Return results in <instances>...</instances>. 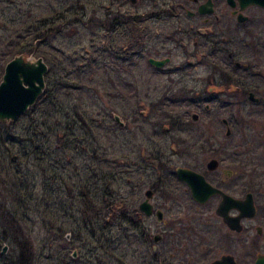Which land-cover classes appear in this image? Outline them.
Here are the masks:
<instances>
[{
    "label": "flooded vegetation",
    "instance_id": "af4514ba",
    "mask_svg": "<svg viewBox=\"0 0 264 264\" xmlns=\"http://www.w3.org/2000/svg\"><path fill=\"white\" fill-rule=\"evenodd\" d=\"M43 1L49 47L82 23L91 6L105 18L91 24L109 35L107 48L118 62L144 52L147 63L161 69L180 49L185 61L196 59L192 68L207 66L205 89L165 90L153 101L168 122L145 129L140 151L149 158L133 148L127 155L126 183L137 176L151 180L137 207L129 194L127 217L138 211L142 235L143 215L163 227L152 236L158 264H264V6L247 0ZM150 59L168 60L157 67ZM156 194L162 201L151 203ZM144 202L149 215L140 210ZM167 203L175 216L168 223Z\"/></svg>",
    "mask_w": 264,
    "mask_h": 264
},
{
    "label": "rangeland",
    "instance_id": "374dc122",
    "mask_svg": "<svg viewBox=\"0 0 264 264\" xmlns=\"http://www.w3.org/2000/svg\"><path fill=\"white\" fill-rule=\"evenodd\" d=\"M47 12L49 11L43 0H0V60L9 55L10 45L22 44L24 45L21 49L22 54L42 57L48 68L50 64L53 65V72L62 73L63 65L67 67L66 70H72L73 73H70L68 79L82 82L83 90L72 92L71 98L76 99L71 104L81 103L79 109H85L88 119L94 117L103 121V111L105 114L106 112L111 114V117L119 116L124 124L122 128L111 133L107 124L102 122L104 130L97 132L98 143L109 150L105 157L108 160H115L120 165L121 178L117 177L107 189L106 203H111L110 215L119 216L131 207L129 194H134L136 200L134 203L133 199V205L137 207L143 198L144 189L151 184L148 178L144 177V180H141L137 176L133 179V184L129 185L126 183L128 176L126 169L129 166L127 155L130 149L133 148L131 151L136 155L141 152L145 129L154 123L162 126L168 122L162 119L165 114L159 117V113L152 109L153 101L162 96L165 90L169 93L183 88L205 89L204 79L210 71L204 64L192 68L189 64L195 63L196 59L190 58L188 62L185 61L183 51L180 49L175 51L174 59L161 69L150 66L146 60L148 54L144 52L139 56L132 55L126 63L118 62L107 48L110 43L109 35L91 24L95 18L105 19L104 15L94 12L91 6L82 23L69 26L61 36L54 38L49 47L41 40L42 38L35 39V32L25 31L28 24L46 19L49 15ZM29 44L35 46V51H28ZM150 50L154 52V49ZM175 63H179V68L174 69ZM84 64L90 67H87L82 79L80 77L78 79L74 69ZM142 111L145 113L141 114ZM13 122L15 124H12ZM146 122L147 124L143 125ZM27 123V116H20L15 121L0 122V238L2 239L3 232L7 235V239L0 243V254L6 255L12 251L17 253L18 240L27 242L33 260L39 264H59V257L62 254L66 255L67 252V264H97V258L101 264H158L153 257V251L158 246L152 241V236L160 234L163 227L158 225L153 217L142 216L141 227L144 229V236L139 229L129 227L126 230L127 225L124 223L120 227L110 225L112 228L110 234L105 236L109 238L104 240L103 247L99 248L94 238L81 234V230L78 231L77 224L89 219L88 215L95 218L103 212L93 210L90 203L82 204V200L77 199L78 203L72 204L65 193L52 195L49 193L53 190L50 184L47 186L49 194L46 200L42 202L39 200L40 203L37 205V200L41 199L44 191L41 187L43 174L32 161L28 167L21 168L23 174L30 176L29 179L35 178L37 181L31 201L19 198L20 195L13 186L15 172L7 165L9 154L6 147L13 148L8 143L4 145L3 138L9 133H23ZM201 124L203 125V122ZM141 153H143L141 157L149 158L146 151ZM150 162L156 164L155 161ZM16 173L21 174L20 170ZM100 200L103 201V194ZM161 201L162 197L159 194L151 199V203ZM167 207L168 203L164 208L167 213L166 223L175 217L174 213L171 214L173 211ZM13 213H16L18 220L22 215L26 218L25 222L19 223L18 230L13 229L11 222ZM115 238H121L124 243L117 245ZM61 246L67 249L61 250ZM171 251L170 248L167 249L168 253Z\"/></svg>",
    "mask_w": 264,
    "mask_h": 264
},
{
    "label": "trees",
    "instance_id": "16d2710c",
    "mask_svg": "<svg viewBox=\"0 0 264 264\" xmlns=\"http://www.w3.org/2000/svg\"><path fill=\"white\" fill-rule=\"evenodd\" d=\"M37 22L34 21L28 24L25 31L35 32V39L42 38L41 40H44L46 36L44 19L39 23ZM23 47L24 45L19 43L8 47L9 55L0 60V80L4 65L14 55L22 54L23 50L21 49ZM27 48H29V52L35 51V46L32 44H29ZM69 67L71 66L69 65ZM87 67H90V65L84 64L74 69L78 79L83 77ZM66 68L63 65L61 67L62 73H58L53 72V65H49L48 72L44 77L45 89L42 95L27 112L21 115L28 117L26 130L23 133L5 135L3 144L8 143L13 148L6 147L8 148L6 152L9 154L7 165L15 172L13 186L18 191L21 200L25 198V200L31 201L32 191L35 182H37L35 178L29 179L30 176L27 177L21 171V168L28 167L32 161L43 174L41 187L44 191L41 199L37 200V205L46 200L49 193H52V195L65 193L72 204L82 200V204L90 203L93 210L97 209L98 212H103L102 215H95V218L88 215L89 219H84V222L78 224L75 223L78 231L81 230V234L94 238L97 242L96 246L99 245L100 248L103 247L104 240L109 238L105 236L110 234L112 229L110 225L120 227L124 223L127 225L126 230L128 227L136 228L138 224L136 212L138 211L132 210V215L129 216L132 219L127 217V212H123L119 216L110 215L109 207L111 203L106 204L107 189L117 177L121 178L120 165L115 160H108L105 157L109 150L108 147H102L98 143L97 132L104 130L102 122L107 124L108 131H111V133L121 127L114 121L111 114L107 112L105 114V111H103V121L94 117L88 119L85 109H79L81 103L71 104L76 99L71 98L72 92L74 90L81 92L83 84L80 81L73 82L69 80L68 76L72 70H66ZM50 76L52 77L50 78ZM12 124H15V122ZM17 170H20L21 174L16 173ZM47 173L48 178H46ZM49 184L53 186V190L50 189L51 192L48 193L47 186ZM102 194L103 201L100 200ZM39 200L41 201L39 202ZM103 204H105L104 208H102ZM101 209L104 211H100ZM15 215L16 213H13L11 222H13V229L18 230L20 224L25 222L26 218L22 215L18 220ZM2 235L4 240L3 237L0 238V243L7 239L6 232H3ZM115 241L117 245H120L121 242L124 243L121 238H115ZM16 242L12 243L18 245V252L12 251L6 255L0 254V264H39L38 261L33 260L27 242L18 240ZM65 249L67 247L61 246V250ZM67 255L68 252L66 255L62 254L59 257V264H67ZM96 261L97 264H101L99 258Z\"/></svg>",
    "mask_w": 264,
    "mask_h": 264
},
{
    "label": "water",
    "instance_id": "95a60500",
    "mask_svg": "<svg viewBox=\"0 0 264 264\" xmlns=\"http://www.w3.org/2000/svg\"><path fill=\"white\" fill-rule=\"evenodd\" d=\"M247 2L264 6V0ZM167 60L150 59V62L159 67ZM47 71L48 66L42 57L17 54L5 64L0 81V122L15 121L35 104L45 89L44 76ZM114 120L123 126L119 116L115 115ZM150 208L147 202L140 205V210L147 215L151 214ZM155 217L158 222L162 221L160 211L155 212ZM157 238L158 236L154 240Z\"/></svg>",
    "mask_w": 264,
    "mask_h": 264
}]
</instances>
